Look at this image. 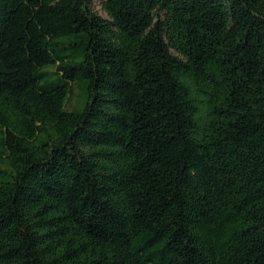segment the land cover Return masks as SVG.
<instances>
[{
  "label": "trees",
  "instance_id": "obj_1",
  "mask_svg": "<svg viewBox=\"0 0 264 264\" xmlns=\"http://www.w3.org/2000/svg\"><path fill=\"white\" fill-rule=\"evenodd\" d=\"M0 264H264V0H0Z\"/></svg>",
  "mask_w": 264,
  "mask_h": 264
},
{
  "label": "rangeland",
  "instance_id": "obj_2",
  "mask_svg": "<svg viewBox=\"0 0 264 264\" xmlns=\"http://www.w3.org/2000/svg\"><path fill=\"white\" fill-rule=\"evenodd\" d=\"M95 9L103 16H106L104 11L100 8L99 4L97 1L94 2Z\"/></svg>",
  "mask_w": 264,
  "mask_h": 264
}]
</instances>
